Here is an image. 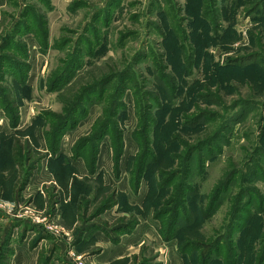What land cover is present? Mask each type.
I'll use <instances>...</instances> for the list:
<instances>
[{
    "label": "rangeland",
    "instance_id": "rangeland-1",
    "mask_svg": "<svg viewBox=\"0 0 264 264\" xmlns=\"http://www.w3.org/2000/svg\"><path fill=\"white\" fill-rule=\"evenodd\" d=\"M112 1L0 0V262L260 264L264 1Z\"/></svg>",
    "mask_w": 264,
    "mask_h": 264
},
{
    "label": "trees",
    "instance_id": "trees-1",
    "mask_svg": "<svg viewBox=\"0 0 264 264\" xmlns=\"http://www.w3.org/2000/svg\"><path fill=\"white\" fill-rule=\"evenodd\" d=\"M116 0H113L110 4H113L114 2H115ZM264 0H262V2H263ZM191 2H192V6H191ZM198 2V3H197ZM200 2H201V4H202V12H200L201 14H203L204 15V17L206 18V19H209L210 21H212V19H215V17H212V16H214L215 15V5H216V0H193V1H190V6H189V9H191V11L193 10V13H192V15H194L195 17L197 16L198 17V12H197V10L199 11V8H200ZM204 2V3H203ZM173 15H174V13H173ZM207 15H208V17H207ZM209 15H211V17L209 16ZM179 18V17H178ZM205 20V19H204ZM183 21V19H181V18H179V22H175L174 21V26L173 27H175V29H176V32H173V34H174V36L176 37V35H177V39L180 41V44L179 45H176L175 43H174V45H170V47L168 46V38H167V43H166V46H167V48L169 47V51L173 54V56H174V54H175V51H177L178 52V54H179V52L182 54V56L185 58L186 57V55H185V52H186V46L184 45V42H182V41H184V40H186L185 39V34H184V30L180 27L181 25V23L180 22H182ZM179 23V24H178ZM215 24H217L216 22H214ZM180 25V26H179ZM178 26H179V29H178ZM216 27H218L217 25H215ZM20 33H21V30H20ZM200 42V41H199ZM201 43V42H200ZM8 45H10L9 43H8ZM198 45H201V47L200 48H198V49H202V44H199V43H197V46ZM204 49V48H203ZM152 54H154V52L152 53ZM146 57V55H143V58H145ZM155 57V56H154ZM159 57H160V55L158 54V57L157 58H154V60H155V62L154 63H156L157 64V71H159L160 73H161V67H162V69L164 70H166V66L165 65H163L162 64V61H163V57H162V60L161 59H159ZM185 60H187V58H185ZM188 60H189V63H188V66L190 65V63H193V60H192V58H188ZM10 61H13V60H10ZM75 61V62H74ZM78 66V64H77V62H76V60H75V58L73 59L72 58V60H71V62H70V65L65 69V71L64 72H62L60 75H58L54 80H55V88L57 89V88H59L60 86H61V84L64 82V79H67L65 76H67V77H69L70 75H71V73H72V71L76 68ZM223 71H226L225 69L223 70ZM222 71V73L220 74L221 75V77H222V75L224 74L225 75V73L226 72H223ZM232 71L229 69V73H231ZM228 74V73H227ZM229 75V74H228ZM227 75V76H228ZM111 79H108V80H105V84L107 83V82H109ZM166 81H168L169 79H165ZM161 81H164V79H161ZM127 83H129V85H130V83H131V81L130 80H128L127 81ZM164 83V82H163ZM105 84H101V85H103L102 87L103 88H105L106 87V85ZM125 87V86H124ZM102 88V89H103ZM178 88V87H177ZM175 89V91H172L173 93V95L175 94V93H177V91H178V89ZM125 89H127V85H126V87H125ZM92 92H99L100 94L99 95H101L102 96V94H101V90H96V91H92ZM170 94H171V92H170ZM74 115H77V117H82L84 114H83V110L81 109L80 111H75L74 113H73ZM68 124L69 123H66V125H63V126H60L59 128H58V133L59 134H61V130L62 129H64V126H68ZM109 127H110V125L108 124V123H103L102 124V126L99 128V130H98V134L100 133H103V132H107L108 131V129H109ZM148 127L149 126H145L144 127V129L146 128V130L148 129ZM201 144H203V143H200L199 145H201ZM199 149V146H190L189 148H188V158H187V161H189L190 160V158H191V154L193 153V152H195L196 150H198ZM149 152V151H148ZM149 154H147L146 156H145V162L147 163L148 162V159H149ZM156 162H158V161H156ZM143 173H144V171H143V168L141 167V175L143 176ZM171 180V179H170ZM220 189V191H218L216 194H215V196L213 197V203H214V201H216L218 198H219V196H220V194H221V192H223V191H225V189H223V186L221 185L220 187H219ZM254 198V197H253ZM255 199V198H254ZM256 200V199H255ZM174 203H176V205H177V202H175L174 201ZM261 204H264V202H261ZM249 206H251V204H249ZM244 211H243V218H241L242 216H240V218H237L236 220H235V223L237 222V221H239V223H240V221L242 222V223H245V226L252 220V218H255L254 216H252L250 213H248L246 210L247 209H244V208H242ZM259 209L261 210V207L259 206ZM257 210H258V208H257ZM258 212V211H257ZM241 215V214H240ZM252 216V218H251V216ZM251 219V220H250ZM239 223H237V224H239ZM241 223V224H242ZM240 224V225H241ZM245 229H248V228H245ZM9 239H10V237H9ZM10 244L8 243V246H9ZM1 249V248H0ZM3 251V253H10L9 255H11L12 254V252H13V250H12V252H11V249L9 248H6V246L4 247V248H2L1 250H0V252H2ZM8 251V252H7ZM263 258H261L262 260H261V262H260V264H264V254H263V256H262ZM5 260H6V262H4V264H9V262L7 263V258H4ZM0 264H3V262H0Z\"/></svg>",
    "mask_w": 264,
    "mask_h": 264
},
{
    "label": "crops",
    "instance_id": "crops-1",
    "mask_svg": "<svg viewBox=\"0 0 264 264\" xmlns=\"http://www.w3.org/2000/svg\"><path fill=\"white\" fill-rule=\"evenodd\" d=\"M16 236H17V232L15 231L13 237H16ZM15 253L17 254L15 256L16 261L15 262L13 261V264H32L34 257H35V251L30 252L27 245L16 246Z\"/></svg>",
    "mask_w": 264,
    "mask_h": 264
},
{
    "label": "built area",
    "instance_id": "built-area-1",
    "mask_svg": "<svg viewBox=\"0 0 264 264\" xmlns=\"http://www.w3.org/2000/svg\"><path fill=\"white\" fill-rule=\"evenodd\" d=\"M9 207H11V206H9V205L7 204V205H5V206L2 207V208H3V209L5 208V209L9 210V209H10ZM0 208H1V206H0Z\"/></svg>",
    "mask_w": 264,
    "mask_h": 264
}]
</instances>
